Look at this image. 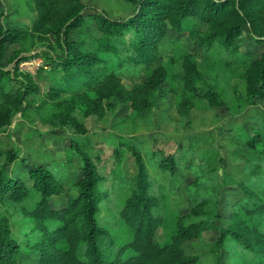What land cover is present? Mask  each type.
Masks as SVG:
<instances>
[{
  "label": "trees",
  "instance_id": "trees-1",
  "mask_svg": "<svg viewBox=\"0 0 264 264\" xmlns=\"http://www.w3.org/2000/svg\"><path fill=\"white\" fill-rule=\"evenodd\" d=\"M126 1L134 11L124 18L90 6L96 12L92 18L100 38L87 34V40L76 41L75 33L86 32L87 26L83 11L89 6L81 0H26L37 14L26 31L14 30L0 21V132L12 125L17 113L27 117L30 111L41 122L68 128L79 136L87 132L85 118L113 108L116 102L131 104L138 119H143L156 92L175 74L176 64L183 70L184 93L177 102L179 112L187 115L192 105L224 106L223 90L218 89L217 82L210 81V70H205L181 41L166 36L169 30L182 32L190 26L188 23L205 28H191L189 34L197 36L199 43L220 60L225 58L227 70L240 76L244 87L240 100L245 102L236 106V111L264 98V49L259 54L242 50L245 32L257 45H264V0ZM0 2L4 5L3 0ZM129 31L133 36L126 40L125 33ZM15 41H20L22 48L4 61L5 44ZM166 42V54L162 55ZM33 57L44 60L35 75L20 72L21 62ZM129 64L140 66L145 73L143 81L131 89L118 75ZM58 79L80 81L85 88L59 86ZM259 141L256 135L247 142L257 150ZM70 147L80 157L81 171L64 194L63 185L45 164L30 166L29 186L9 175L8 167L18 157L17 150L0 152V208L7 201L20 205L25 220L31 222L27 227L21 225L23 239L19 240L10 216L0 210V264H22L24 253L37 255L38 264H197L200 256L187 254L183 243L205 229L217 228L221 214L211 215L209 200L197 202L185 215L179 214L171 207L168 195L152 192L145 162L137 153V175L118 181L124 201L112 224L117 228L112 234L99 221L105 177L95 158L75 137ZM174 163V159L166 158L160 166L174 172ZM211 170L218 173L214 166ZM53 196L68 202L53 207ZM34 199V205H27ZM241 211H245L246 218L251 214L256 218L255 223L249 221L247 232L243 227L236 229L241 224ZM263 215L264 209L247 211L240 207L234 226L220 228L213 247L219 253L232 238L260 260L264 257V232L259 228L264 227ZM160 229L164 236L159 239ZM217 264L226 263L220 259ZM247 264L261 263L252 260Z\"/></svg>",
  "mask_w": 264,
  "mask_h": 264
},
{
  "label": "rangeland",
  "instance_id": "rangeland-1",
  "mask_svg": "<svg viewBox=\"0 0 264 264\" xmlns=\"http://www.w3.org/2000/svg\"><path fill=\"white\" fill-rule=\"evenodd\" d=\"M81 1L89 6L83 11L87 26L86 32L81 30L75 33L76 41L87 40V34L101 37L92 18L96 12L90 6L104 9L115 18L127 17L134 11V6L126 0ZM3 2L4 5L0 2L1 22H7L14 30L19 28L18 31L21 28L26 31L31 27L37 14L30 9L26 0ZM188 24L190 26L185 27L182 32L169 30L166 36L181 41L187 50L196 55L202 67L210 70V81L217 82L218 89L223 90L226 100L224 106L192 105L187 115L179 112L177 102L184 93L183 70L180 64H176L175 74L156 92L154 103L145 118L138 119L131 104L116 102L113 108H105L101 114L85 118L87 132L74 136L68 128L53 127L41 122L33 112L29 111L27 117L17 113L12 125L0 132V152L11 148L17 150L18 157L10 164L8 172L10 176L21 178L29 186L32 185L29 178L30 166L45 164L63 185L64 194L69 191L81 171L80 157L70 147L71 140L75 137L80 146L95 158L100 174L105 177L101 184L99 221L112 234L117 229L112 224L116 222L124 201V193L118 181L137 175L136 156L139 153L145 162L152 192L158 196L168 195L171 207L176 208L179 214L189 213L191 207L202 200H209L211 215L221 214L216 221L217 228L205 229L199 236H191L183 243L187 254L200 256L197 264H217L220 259L226 264H247L252 260L264 264V257L260 260L253 258L254 254L244 248V245L240 246L238 240L229 238L226 247L219 253L213 247L220 236V228L234 226L240 207L247 211L264 209V98L256 99L253 104L236 111V106L245 102L242 100L241 103L240 100L244 97L240 76L227 70L225 58L220 60L199 43L197 36L189 34L191 28H205ZM132 36V31L125 33L126 40ZM242 40V50L246 52L256 51L259 54L264 49V45H257L246 32ZM166 47L167 42L162 47V55L163 52L166 54ZM21 48L20 41L7 42L3 60H8ZM43 62L42 58L33 57L21 62L19 71L35 75ZM118 75L128 89L145 78L144 69L133 64L124 66L118 71ZM56 82L59 86L85 88L80 81L65 82L58 79ZM45 90L43 85L42 91ZM256 135L260 139V148L257 150L247 142ZM166 158L174 159V172L160 166L161 161ZM213 166L218 173H212ZM60 199L62 200L61 196L51 197V205L58 208L67 204L68 199L65 198L63 202ZM28 201L27 205H34L36 200ZM9 203L11 202L2 203L0 210L10 216L14 234L22 240L20 227L23 224L27 227V223L31 222L27 218L25 220L24 210L20 205ZM246 217L245 211L239 213L238 222L241 224L236 229L240 230L241 227L242 230L243 227L244 232L249 231V221L255 223L256 218L252 214ZM259 228L264 232V227ZM163 236V230L160 229L157 238ZM22 257V264H38L37 255L24 253Z\"/></svg>",
  "mask_w": 264,
  "mask_h": 264
}]
</instances>
